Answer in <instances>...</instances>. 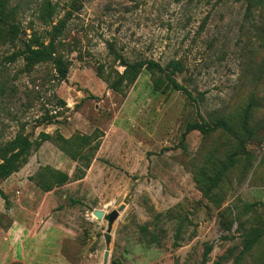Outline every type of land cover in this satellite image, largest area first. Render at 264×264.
<instances>
[{
	"label": "rangeland",
	"instance_id": "1",
	"mask_svg": "<svg viewBox=\"0 0 264 264\" xmlns=\"http://www.w3.org/2000/svg\"><path fill=\"white\" fill-rule=\"evenodd\" d=\"M7 12L0 146L20 133L52 135L21 169L40 196L48 192L38 186L42 168L55 172L50 184L57 172L71 178L44 197L45 206L37 199L34 214L40 226L61 218L77 234L73 264H197L206 245L207 264H264V238L241 254L243 232L264 221V7L246 0H8ZM34 33L46 43L54 38L56 56L69 62L66 80L53 60L28 67L23 56L12 57ZM111 48L130 61H181L177 80L197 101L180 90L155 91L148 71L123 94L110 88L108 73L112 79L123 70ZM250 102L253 137L238 149L226 132L184 137L201 116L226 117L232 135L241 133ZM235 150L214 200L196 182L197 171L210 156ZM0 222L10 224L7 213ZM48 230L50 246L55 230Z\"/></svg>",
	"mask_w": 264,
	"mask_h": 264
},
{
	"label": "trees",
	"instance_id": "2",
	"mask_svg": "<svg viewBox=\"0 0 264 264\" xmlns=\"http://www.w3.org/2000/svg\"><path fill=\"white\" fill-rule=\"evenodd\" d=\"M246 1L250 7H264V0ZM7 2L8 0H0V24H5L9 17V13L7 12ZM57 29L58 25L55 26L54 31ZM111 52L115 53L113 48H111ZM16 56H23L28 67L34 66L43 61L53 60L58 78L62 81L67 79L69 62L62 57L56 56L54 51V38L46 43L41 36L34 33L29 39H27L24 48L13 54L12 57L14 58ZM115 56L120 66L123 67V70H115L112 79V73H108L107 80L110 88L123 94L125 88L135 83L144 71H148L153 75V88L155 91L163 92L167 89L180 90L193 102L197 101L192 92L184 85H181L177 80V75L185 69V66L181 61L171 60L167 64H163L154 59L145 58L130 61L120 54L115 53ZM252 108L253 102L248 103L241 118L242 132L234 134V136L232 135V133H234V125L229 119L223 116H216L210 120H206L201 116V121L189 122L187 124L183 135L185 137V135L192 130H199L204 135L226 132L231 137L235 138L234 142L239 144L236 146V149H238L241 145H244L249 138L253 137V131L250 127ZM245 134H247V136H245ZM38 138V140H31L28 135L20 133L14 139L0 146V183L13 173L19 171L28 161V157L32 151L37 149L42 142L52 139V135L46 132H41ZM59 139L64 143L71 142L62 135H59ZM89 139L90 136L84 135L81 138V141L82 143L89 144ZM235 153L236 150L229 152L223 158L210 156L208 158L210 160L197 171L195 176L196 182L204 194L214 200L216 199V192L219 189L223 178L228 174L237 161V158L234 156ZM54 173L55 172L49 168H42L38 172V175H41L42 178L46 176V179L41 180V182H39L40 185H38L42 191H51L54 187L62 186L68 183L71 179L65 172H57L58 176L55 183L53 182L50 184V178L48 176ZM0 194L7 202V197L4 192L0 191ZM242 235L243 248L241 254L250 253L264 238V221H258L257 225L251 226L247 231L243 232ZM153 239L155 240V238ZM211 251L212 245H206L202 260L197 264H207ZM11 264L24 263L13 262Z\"/></svg>",
	"mask_w": 264,
	"mask_h": 264
},
{
	"label": "crops",
	"instance_id": "3",
	"mask_svg": "<svg viewBox=\"0 0 264 264\" xmlns=\"http://www.w3.org/2000/svg\"><path fill=\"white\" fill-rule=\"evenodd\" d=\"M34 187L23 169L0 183V191L6 195L8 204L6 207L0 194V213H7L10 219L8 226L0 222V264L16 261L24 264H73L74 254L80 251L77 234L66 232L61 218L53 222L46 220L40 226L38 215L34 214L36 200L42 198L40 204L45 206L44 197L48 194L55 196L57 188L40 196ZM53 227L55 235L49 246L46 244L48 229ZM66 245L71 249H66Z\"/></svg>",
	"mask_w": 264,
	"mask_h": 264
},
{
	"label": "water",
	"instance_id": "4",
	"mask_svg": "<svg viewBox=\"0 0 264 264\" xmlns=\"http://www.w3.org/2000/svg\"><path fill=\"white\" fill-rule=\"evenodd\" d=\"M125 207V205L120 206L117 210H114L111 214L108 215L109 221H112L114 217H116L120 210H122ZM94 214L97 216V218H102L105 215V212L103 210H94ZM107 256V252H106Z\"/></svg>",
	"mask_w": 264,
	"mask_h": 264
}]
</instances>
